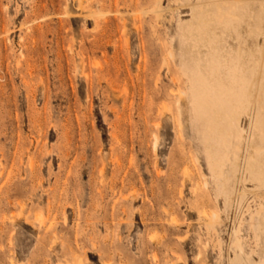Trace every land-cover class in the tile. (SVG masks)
Returning a JSON list of instances; mask_svg holds the SVG:
<instances>
[{"label":"rangeland","instance_id":"obj_1","mask_svg":"<svg viewBox=\"0 0 264 264\" xmlns=\"http://www.w3.org/2000/svg\"><path fill=\"white\" fill-rule=\"evenodd\" d=\"M256 47L264 0H0V264H264Z\"/></svg>","mask_w":264,"mask_h":264},{"label":"bare ground","instance_id":"obj_2","mask_svg":"<svg viewBox=\"0 0 264 264\" xmlns=\"http://www.w3.org/2000/svg\"><path fill=\"white\" fill-rule=\"evenodd\" d=\"M240 2V1H239ZM239 4V3H238ZM239 7V6H238ZM218 10V9H217ZM217 12V11H216ZM233 17V16H232ZM235 17V16H234ZM220 18H221V16H220ZM220 18H218L219 20H220ZM217 19V20H218ZM207 21V20H206ZM202 22V21H201ZM196 26V25H195ZM205 28V27H204ZM255 52H256V65H257V70L259 69V67L261 66V65H263V69H264V48H255V50H254ZM263 63V64H262ZM217 66H216V68H217V70L221 67V66H219V64H216ZM215 66V65H214ZM238 67H236V65H229V66H227L226 67V71H227V76H228V78L230 79V81L232 80H238L239 82H240V86L242 87V89H245V88H248L249 87V83H248V80H247V77H245V75L242 73V69H237ZM184 70H185V68H184ZM185 72V71H184ZM186 74H188V73H186ZM256 74H257V72H256ZM191 76H192V74H191ZM256 76V75H255ZM253 80H254V78H253ZM257 82V81H256ZM203 85H205L206 87H207V89H208V91H212L213 89H214V87H218L219 85L218 84H206V83H203ZM252 88H253V86H252ZM251 88V89H252ZM249 92V91H248ZM252 92V91H251ZM248 94V93H247ZM251 94V93H250ZM192 96V95H191ZM249 96V95H248ZM249 101H250V99H249ZM248 100L246 101V102H242V101H240L239 103L237 102L236 103V105L234 106V107H232V108H234V110L236 111V112H240V113H242V111L245 109V111H246V109H247V103L249 102ZM254 101V100H253ZM252 101V102H253ZM257 101V100H256ZM257 103V102H256ZM260 104H259V107H258V112L260 113V112H262L263 111V108H264V103H261V102H259ZM234 105V104H233ZM224 109V108H223ZM234 110H233V112H234ZM223 112V111H222ZM224 112H226V111H224ZM228 112V111H227ZM257 112V113H258ZM230 113V112H229ZM234 115V114H233ZM260 115V114H259ZM229 117H232V115L230 114V116H228V118ZM263 117V116H262ZM221 119V118H220ZM228 120V119H227ZM264 120V119H263ZM233 121V120H232ZM259 121H261V120H259ZM264 122V121H263ZM228 124H230V123H228ZM225 126V125H224ZM233 127V126H232ZM227 129H229V126H228V128ZM225 130H226V128H225ZM241 130V129H240ZM233 131V130H232ZM235 131L237 132V130L235 129ZM263 131V130H262ZM261 131V132H262ZM263 135V134H262ZM264 137V136H263ZM255 148H258V147H255ZM247 155V158L249 157L248 156V154H246ZM251 155V154H250ZM252 157V156H251ZM247 161V160H246ZM245 161V162H246ZM246 164V163H245ZM253 169V168H252ZM219 174V173H218ZM260 180V179H259ZM241 252V251H240ZM238 255V254H237ZM235 256H236V254H235ZM239 258V257H238ZM237 260V259H236Z\"/></svg>","mask_w":264,"mask_h":264}]
</instances>
